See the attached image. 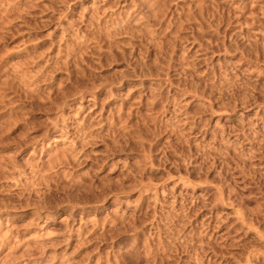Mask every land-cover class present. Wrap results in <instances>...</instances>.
<instances>
[{"label": "rangeland", "instance_id": "374dc122", "mask_svg": "<svg viewBox=\"0 0 264 264\" xmlns=\"http://www.w3.org/2000/svg\"><path fill=\"white\" fill-rule=\"evenodd\" d=\"M0 264H264V0H0Z\"/></svg>", "mask_w": 264, "mask_h": 264}, {"label": "bare ground", "instance_id": "6f19581e", "mask_svg": "<svg viewBox=\"0 0 264 264\" xmlns=\"http://www.w3.org/2000/svg\"><path fill=\"white\" fill-rule=\"evenodd\" d=\"M202 155V154H201ZM204 156V155H203ZM201 158H202V156H201ZM204 159H202V161H201V165L204 163V161H203ZM213 160H214V158H213ZM214 162L212 161V164H213Z\"/></svg>", "mask_w": 264, "mask_h": 264}]
</instances>
